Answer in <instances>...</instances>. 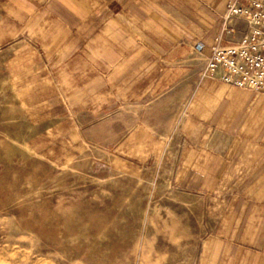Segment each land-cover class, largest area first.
Here are the masks:
<instances>
[{
	"label": "crops",
	"instance_id": "1",
	"mask_svg": "<svg viewBox=\"0 0 264 264\" xmlns=\"http://www.w3.org/2000/svg\"><path fill=\"white\" fill-rule=\"evenodd\" d=\"M226 1L0 0L2 162L21 145L32 155L20 168L44 179L100 167L192 196L218 212L197 264H264V93L211 77L176 92L191 43L210 54ZM169 98L183 104L160 125ZM135 105L134 121L119 117ZM5 172L0 187L19 178ZM92 203L125 210L88 198L76 211L93 216Z\"/></svg>",
	"mask_w": 264,
	"mask_h": 264
},
{
	"label": "rangeland",
	"instance_id": "2",
	"mask_svg": "<svg viewBox=\"0 0 264 264\" xmlns=\"http://www.w3.org/2000/svg\"><path fill=\"white\" fill-rule=\"evenodd\" d=\"M193 43L178 94L190 93L203 77L204 56L192 50ZM178 102L163 99L156 106L162 113L160 125L168 115L174 114L175 120L177 107L171 108L182 106L183 101ZM139 107L122 108L119 117L132 122ZM14 149L18 154L9 162L3 163L0 156V174L4 168L8 176L19 173L18 181L0 187V264H197L200 241L218 215L209 211V204L165 187L155 196L139 181L126 183L100 167L77 174L57 170L44 179L42 168H20L32 153L21 145ZM37 171L40 175L27 180V172ZM102 174L109 175L108 182L99 186L104 180L91 175ZM88 198L125 210L107 211L92 203L93 216L86 215L85 208L80 214L76 207Z\"/></svg>",
	"mask_w": 264,
	"mask_h": 264
},
{
	"label": "built area",
	"instance_id": "3",
	"mask_svg": "<svg viewBox=\"0 0 264 264\" xmlns=\"http://www.w3.org/2000/svg\"><path fill=\"white\" fill-rule=\"evenodd\" d=\"M220 28L200 73L241 89L264 93V0H227ZM242 22L243 27L232 24ZM204 44L192 50L202 55Z\"/></svg>",
	"mask_w": 264,
	"mask_h": 264
}]
</instances>
